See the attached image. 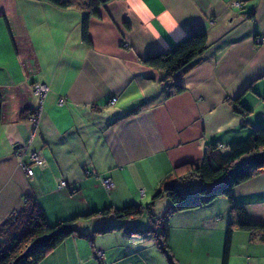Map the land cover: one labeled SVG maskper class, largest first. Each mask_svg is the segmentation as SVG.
<instances>
[{"label":"crops","instance_id":"obj_1","mask_svg":"<svg viewBox=\"0 0 264 264\" xmlns=\"http://www.w3.org/2000/svg\"><path fill=\"white\" fill-rule=\"evenodd\" d=\"M98 13L89 20L87 46L80 10L48 0H0V222L26 197L50 223L109 206L145 205L165 177L174 178L175 165L199 160L210 143L225 151L252 127H264V40L253 41L264 38V0H109ZM189 27L204 31L207 48L180 78L182 91L170 93L160 73L139 58L168 47ZM33 83L48 87L35 122L29 119L38 107ZM224 96L239 98L247 116ZM30 152L39 164L30 162ZM19 161L31 166V177ZM104 178L111 189L102 186ZM231 193L250 220L264 221V168ZM221 198L195 208L204 209L198 215L227 207ZM167 204L160 198L151 212ZM147 219L132 217L124 226L145 229ZM112 223L111 214L78 220L93 246L70 235L36 264H97L96 251L103 264H147L148 234L94 231ZM247 236L240 245L248 260L264 258V244Z\"/></svg>","mask_w":264,"mask_h":264},{"label":"trees","instance_id":"obj_2","mask_svg":"<svg viewBox=\"0 0 264 264\" xmlns=\"http://www.w3.org/2000/svg\"><path fill=\"white\" fill-rule=\"evenodd\" d=\"M59 8L72 7L81 11L79 23L80 39L89 46L87 35L89 20L98 16V8L109 0H48ZM251 15H249L250 17ZM252 17V16H251ZM207 48V38L202 30L189 27L171 45L140 57L139 61L160 73L159 82L170 93H178L183 87L180 78L199 62ZM231 109L247 116L246 108L237 97H225ZM264 168V127L254 126L248 135L232 140L225 151L214 143L206 145L197 161H188L172 168V180L165 177L159 187L150 196L145 205L130 203L117 208L105 207L100 211L77 213L71 217L50 223L40 205L26 197L16 212L0 222V264H36L49 250L60 244L70 235H80L92 245V234L81 233L75 226L78 220H86L95 214H111L115 223L94 231L105 233L112 229H122L128 234L151 233L155 246L163 253L169 264H174L171 248L167 242L169 219L172 214L209 205L215 198L224 196L227 200L229 219L226 222L220 264H228L232 234L235 230L245 231L250 238H258L264 244V221H252L245 209L237 204L232 196L233 186L256 175ZM160 198H166L168 204L160 215L151 212V205ZM146 213L149 225L145 229L124 226L125 221ZM50 235L47 243L26 252L25 249L35 238ZM97 264H103L97 258Z\"/></svg>","mask_w":264,"mask_h":264},{"label":"rangeland","instance_id":"obj_3","mask_svg":"<svg viewBox=\"0 0 264 264\" xmlns=\"http://www.w3.org/2000/svg\"><path fill=\"white\" fill-rule=\"evenodd\" d=\"M262 37H260L261 39H259V36H255L253 39L254 43L258 44L263 41L264 38ZM225 97L228 96H224V99ZM111 98H115V96H111L110 100ZM113 103H109V105H112ZM18 151H20V149ZM28 157L32 164H39L41 162L39 155L34 152H30L28 154ZM19 165L24 173L28 177H31L33 171L31 174H28L23 162L19 161ZM105 179L109 178H104L101 180L102 186L107 190L111 189L113 186L112 182L111 186H108L107 188ZM61 185H65V182L63 180L58 181V186L60 187ZM221 199L227 201L225 197ZM216 207L217 209L207 210L206 213L209 215L203 217L199 216L198 214H200L204 209L199 208H194L190 211L189 209L183 210L172 214L169 220V233L167 242L171 248V254L174 264H220L221 249L223 247L224 232L226 222L229 219V213L228 207H220L219 205L215 206V208ZM12 213H9V215ZM161 213L154 214L160 215ZM140 216H143L144 219H147V215L145 212L138 217ZM234 232L233 244L231 243L230 247V264H242L243 259L240 257L244 256L247 258L246 264H264V258L250 259L253 262L248 260L249 257H247V254H244V247H241L240 245V236L248 234L245 231L242 232L240 230H235ZM147 236H149V238L151 239V245H145V247L143 248V250L145 251L144 254L147 264H169L163 253L160 252L155 246L152 234L149 233ZM99 238L100 237L98 236L97 239ZM95 257L101 259L102 252L101 256H99L98 251H96Z\"/></svg>","mask_w":264,"mask_h":264},{"label":"built area","instance_id":"obj_4","mask_svg":"<svg viewBox=\"0 0 264 264\" xmlns=\"http://www.w3.org/2000/svg\"><path fill=\"white\" fill-rule=\"evenodd\" d=\"M259 39H261V38L259 37ZM258 42H260V41H258ZM31 89H32L33 93L37 95V98H38V107L35 108V111H33L32 115L29 117L30 121L35 122L36 121L37 112H38V110L40 108V105L42 103V100H43L45 94L48 91V87H47V85L45 83H33L31 85ZM114 100H115V98H111L109 103H113ZM61 102H62V100L58 99V103L60 104ZM25 167H26V172L28 174H31L32 173L31 167H28V166H25ZM105 183L107 185V188H108V186H111V181L109 179H105ZM98 255L101 256V252L100 251L98 252Z\"/></svg>","mask_w":264,"mask_h":264},{"label":"water","instance_id":"obj_5","mask_svg":"<svg viewBox=\"0 0 264 264\" xmlns=\"http://www.w3.org/2000/svg\"><path fill=\"white\" fill-rule=\"evenodd\" d=\"M50 235H41L37 238H35L34 240H32V242L28 245V247L25 249L26 252L32 251L34 249H37L39 247L44 246L48 239H49ZM20 256H18L12 264H16L17 260L19 259Z\"/></svg>","mask_w":264,"mask_h":264},{"label":"bare ground","instance_id":"obj_6","mask_svg":"<svg viewBox=\"0 0 264 264\" xmlns=\"http://www.w3.org/2000/svg\"><path fill=\"white\" fill-rule=\"evenodd\" d=\"M62 186V185H61Z\"/></svg>","mask_w":264,"mask_h":264}]
</instances>
